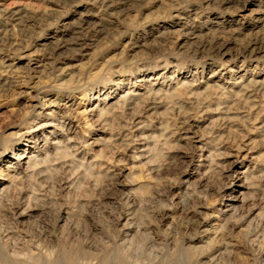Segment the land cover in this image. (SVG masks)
<instances>
[{
  "label": "clouds",
  "instance_id": "clouds-1",
  "mask_svg": "<svg viewBox=\"0 0 264 264\" xmlns=\"http://www.w3.org/2000/svg\"><path fill=\"white\" fill-rule=\"evenodd\" d=\"M0 264H264V0H0Z\"/></svg>",
  "mask_w": 264,
  "mask_h": 264
}]
</instances>
